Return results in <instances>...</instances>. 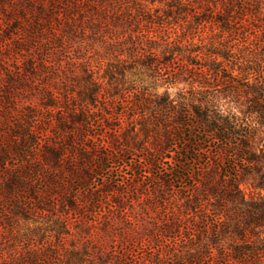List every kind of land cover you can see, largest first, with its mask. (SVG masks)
Wrapping results in <instances>:
<instances>
[{
	"label": "rangeland",
	"instance_id": "374dc122",
	"mask_svg": "<svg viewBox=\"0 0 264 264\" xmlns=\"http://www.w3.org/2000/svg\"><path fill=\"white\" fill-rule=\"evenodd\" d=\"M190 8L178 6L174 0H128L115 7H91L78 18V27L63 37L66 53L51 49L59 74L46 82L57 96L68 93L78 101L83 93L100 86L97 97L105 98L106 104H101L97 115L106 117L107 110L112 114L95 132L103 135L109 149L117 151V158L104 162L91 191L81 198L83 209L70 211L68 228L50 216L16 215L0 226V238L15 245H58L61 264H114L109 259L112 251L126 255L128 264H156L174 248L184 249L191 228L201 225L196 202H210L208 207H215L219 195H213L210 188L221 172L216 163L221 160L228 169L233 168L230 156L234 150L224 149L217 128L208 127L204 132L195 116L181 118L183 129L175 134L176 139L164 137L167 123L161 114L166 113L165 104L175 110L186 105L195 115L191 106L201 101V107L207 104L208 114L233 116L248 134L261 131L253 143L264 145V126L256 112H245L246 97L229 93L220 74H204L213 61L222 62L229 74L231 64L221 54L242 35L230 34L227 16L217 21L205 8L196 10L198 13ZM261 11L264 13V6ZM253 31H241L247 42L263 39V34ZM138 44L151 47L150 52L167 69L159 70L149 56H132L130 51ZM241 44L239 41L231 49L240 51ZM8 49L0 59L1 82L8 70L15 69V57L18 65L24 58L20 55L24 50L18 54L13 43ZM171 57L173 64L165 60ZM38 82L36 79L31 86ZM40 97L34 91L25 104L39 105ZM117 112L118 119H113ZM159 143L162 150L156 154ZM146 158L154 159V164L148 167ZM239 188L247 199L264 195V184L253 187L247 175Z\"/></svg>",
	"mask_w": 264,
	"mask_h": 264
},
{
	"label": "trees",
	"instance_id": "16d2710c",
	"mask_svg": "<svg viewBox=\"0 0 264 264\" xmlns=\"http://www.w3.org/2000/svg\"><path fill=\"white\" fill-rule=\"evenodd\" d=\"M122 1L128 0H0V59L10 51L8 46L12 43L18 54L24 50L20 55L24 58L27 55L19 65L15 57V69L8 70L5 80L0 81V226L20 215L35 219L50 216L59 226L68 228L70 211L83 209L81 198L91 191L104 162L109 157L117 158V151L109 149L103 135L95 132L112 114L107 110L108 116L97 115L101 104H106L105 98L97 97L100 86L83 93L76 101L68 93L57 96L46 80L59 74L51 49L55 47L57 52L66 53L63 37L78 27V18L91 7H115ZM174 2L191 7L195 13L205 8L217 21L227 16L225 22L230 34L242 35L241 40L233 38L237 42L224 47L227 52L221 54L231 64L229 74L220 61L207 64L206 73H202L220 74L226 90L235 96H245L248 102L245 112H256L264 126V13L261 11L264 0ZM246 28L263 34V39L247 42V36L241 32ZM239 41L240 51H233L231 47ZM150 49L138 44L130 53L149 56L159 70L167 69ZM165 60L174 63L173 57ZM36 79L39 82L31 86ZM34 91L41 94L39 105L25 104ZM202 103L191 106L193 111L196 109L195 115L186 105L175 110L170 103L165 104L166 113L161 114L167 123L163 136L176 139L175 134L183 129L181 118L195 116L204 132L208 127L217 128L224 149L234 150L230 156L234 166L228 169L221 160L220 164L216 163L221 172L210 188L213 195H219L215 207L210 209V202H196L201 225L191 228L184 249L174 248L156 264H264V195L247 199L239 188L240 180L246 175L253 187L264 184V145L253 143L261 131L257 133L255 129L248 134L240 129L244 126L238 119L210 115L207 104L201 107ZM113 119H118V112ZM160 143L154 148L156 154L162 150ZM145 164L153 165L154 159L146 158ZM207 164L210 167L211 162ZM59 248L54 244L43 246L30 242L9 244L1 237L0 264H61ZM109 256L114 264H128L126 255L118 256L112 251Z\"/></svg>",
	"mask_w": 264,
	"mask_h": 264
}]
</instances>
